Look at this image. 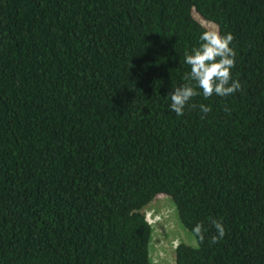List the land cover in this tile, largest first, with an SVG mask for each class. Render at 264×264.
I'll use <instances>...</instances> for the list:
<instances>
[{"label":"trees","instance_id":"trees-1","mask_svg":"<svg viewBox=\"0 0 264 264\" xmlns=\"http://www.w3.org/2000/svg\"><path fill=\"white\" fill-rule=\"evenodd\" d=\"M197 17L241 87L178 117ZM159 196L176 264H264V0H0V264H153Z\"/></svg>","mask_w":264,"mask_h":264},{"label":"clouds","instance_id":"clouds-1","mask_svg":"<svg viewBox=\"0 0 264 264\" xmlns=\"http://www.w3.org/2000/svg\"><path fill=\"white\" fill-rule=\"evenodd\" d=\"M199 39L200 46L194 48L191 53L186 52L184 57V63L190 66L186 79L194 84L173 88L169 94L170 110L178 117L184 115V110L192 98L201 93L205 99L213 95L225 97L241 87L239 81L231 78V69L235 66L236 58L235 49L231 47L233 35H221L219 31L206 30L201 33ZM199 108L204 115L211 111L210 107L204 104H200ZM212 223L217 232V236L213 237V242H216L225 236L226 230L221 221L214 220ZM192 235L200 240L204 239L201 225L197 224L192 229Z\"/></svg>","mask_w":264,"mask_h":264},{"label":"rangeland","instance_id":"rangeland-1","mask_svg":"<svg viewBox=\"0 0 264 264\" xmlns=\"http://www.w3.org/2000/svg\"><path fill=\"white\" fill-rule=\"evenodd\" d=\"M197 19L208 30L219 31L216 25ZM144 213L153 228L150 249L153 264H176V249L180 244L197 246L196 238L182 226L175 204L168 197H157Z\"/></svg>","mask_w":264,"mask_h":264}]
</instances>
